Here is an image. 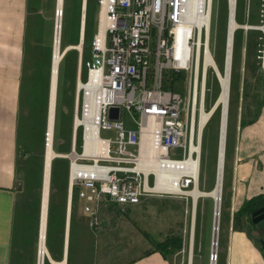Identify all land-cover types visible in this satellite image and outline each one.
Wrapping results in <instances>:
<instances>
[{
  "label": "rangeland",
  "instance_id": "1",
  "mask_svg": "<svg viewBox=\"0 0 264 264\" xmlns=\"http://www.w3.org/2000/svg\"><path fill=\"white\" fill-rule=\"evenodd\" d=\"M83 0H65L62 48L80 42ZM57 0H31L30 17L36 18L37 37L26 65L28 92L20 130L18 160L19 199L16 213L14 250L18 264H38L41 211L44 187V164L49 122V87L55 45ZM229 0H214L211 50L219 68L224 69ZM239 24L259 25L264 20V0H237ZM83 56H91L92 40L98 26V3L88 0ZM32 29V28H31ZM32 32V30H31ZM70 43H67V42ZM264 51V33L257 28L239 27L235 32L231 72L222 214L217 252L213 250L214 210L211 197L199 200L193 217L192 197L178 194L149 195L132 205H118L106 199L97 216L84 212V202L72 192V212L68 227V264H124L149 254H161L177 264H225L227 229L254 228L249 209L231 196L228 182L234 154L233 133L240 118H254L264 103V68L259 57ZM80 51L72 47L63 58L58 80L57 114L52 162L46 244L51 258L64 259L67 236V207L70 195V160L66 156L73 146V127ZM86 79V67L82 71ZM174 87L187 93L184 75H175ZM206 107L209 109L220 92V82L213 68L208 69ZM40 91H37V88ZM78 93V91H77ZM78 96V94H77ZM77 105V104H76ZM80 108V107H79ZM127 119V115L125 117ZM222 107H218L201 137V188L209 190L216 181ZM103 137L112 130L103 128ZM81 128L76 132L77 150L81 149ZM193 185L188 189H192ZM263 195V194H262ZM244 207V208H243ZM195 221V222H194ZM194 238V239H193ZM193 243V244H192ZM191 248V249H190ZM46 257L45 264H54ZM52 261V262H51ZM62 262V261H61Z\"/></svg>",
  "mask_w": 264,
  "mask_h": 264
},
{
  "label": "built area",
  "instance_id": "2",
  "mask_svg": "<svg viewBox=\"0 0 264 264\" xmlns=\"http://www.w3.org/2000/svg\"><path fill=\"white\" fill-rule=\"evenodd\" d=\"M97 3L91 56L79 64L82 71L86 67V79L80 78L84 85L77 93L74 120L87 117L96 129L92 140L103 141L106 151L100 155L86 152L87 124L75 128L76 132L81 128L82 145L77 150L74 137L66 155L70 190L76 188L84 211L94 216L106 199L132 205L149 195L189 196L183 191L195 183L191 172L184 171L175 181L182 188L175 193L156 189L157 173L149 168L153 164L176 169L199 155L200 114L212 107L207 109L206 101L208 69L213 66L206 67L205 60L206 53H212L214 0H204L202 7V14L210 16V28L189 20V0ZM243 26L264 33V20ZM260 51L264 68V51ZM175 75L185 76L186 94L174 87ZM90 96L96 101L92 112L87 108ZM112 108L118 109L117 118L111 116ZM103 128L112 130L114 136L103 137ZM94 146L90 145L91 150ZM217 258L214 255L212 261Z\"/></svg>",
  "mask_w": 264,
  "mask_h": 264
},
{
  "label": "crops",
  "instance_id": "3",
  "mask_svg": "<svg viewBox=\"0 0 264 264\" xmlns=\"http://www.w3.org/2000/svg\"><path fill=\"white\" fill-rule=\"evenodd\" d=\"M87 6L88 0L85 14ZM30 8L31 0H0V264H18L19 262V259H15L17 256H14L13 252L15 249L18 250L15 237L19 199L20 130L25 94L28 92L26 65L34 49V38L38 36L36 18L30 17ZM84 22L86 23V16ZM68 46L72 48L73 45ZM82 52L83 50L80 51L79 64L83 56ZM79 64L77 80L83 75ZM37 91H40L39 87ZM76 104L75 100V107ZM48 109L50 112V87ZM242 119L240 118V122L237 123L232 137L234 154L228 182L231 196L243 206L251 198L264 195V103L254 118L246 122L245 120L242 122ZM77 197L81 199L78 194ZM69 209L72 212V196L68 199L67 235ZM227 230L225 264H264V232L261 229L254 226L249 230L246 228ZM66 237L62 262H54L49 255L54 264H63V261L68 264V236ZM192 259L191 255L189 264H192ZM124 264L177 263L165 259L161 254L153 253Z\"/></svg>",
  "mask_w": 264,
  "mask_h": 264
},
{
  "label": "bare ground",
  "instance_id": "4",
  "mask_svg": "<svg viewBox=\"0 0 264 264\" xmlns=\"http://www.w3.org/2000/svg\"><path fill=\"white\" fill-rule=\"evenodd\" d=\"M204 0H189L188 13L189 20L193 23L201 25L205 23L209 26L210 16L202 14ZM85 0H83L82 5V24H81V40L80 43L72 46L76 47L80 51L83 50L84 34H85ZM57 29H56V40L54 45V54H53V65H52V75H51V87H50V112H49V123L47 131V146H46V155H45V164H44V187H43V198H42V211H41V230H40V241H39V261L38 264H45L46 257H49V250L46 244V233L48 225V208H49V196H50V184H51V174H52V162L53 159L57 156H63L62 154L54 150V131H55V118H56V107H57V95H58V80H59V71L60 65L65 57L66 53L70 49V46H67L65 49L62 48V29H63V16H64V0H57ZM230 16L229 24L227 30V42H226V55H225V64L224 69L219 68L217 62L214 59L212 53H206L205 66L207 67L211 64L215 70L216 76L220 82V92L219 95L209 110H202L200 114V131L203 132V129L206 124H208L210 117L218 109L222 107V119H221V128H220V141H219V154H218V163H217V174L216 181L209 190L201 188L200 185V173H201V142L197 145V151L199 155L193 160H187L181 166L176 169L172 168H162L158 165H150L149 170H154L157 173V185L156 189L165 190L169 192L178 193L180 188L175 181L181 176L184 171L191 172L195 177V183L192 189L184 190L185 194H188L192 197L193 202V217L195 215L196 209L198 207L199 200L204 197H211L214 200L215 210H214V252H217L219 244V229L221 222L222 214V191L224 185V168H225V156H226V137H227V126H228V108H229V99H230V86H231V72H232V63H233V47H234V37L235 32L239 27L243 25L239 24L236 20V9H237V0H229ZM84 85V81L79 78L78 80V90ZM77 90V91H78ZM78 96H77V107H78ZM96 101L93 96H90L87 99V108L92 112L95 108ZM85 122L87 124V133L88 140L85 145V151L93 153L95 155H100L105 153L106 146L103 141L92 140V136L96 134L95 126H93L87 117L82 119L80 116H77L74 120L73 127V138L76 137V127L79 124ZM202 136V133H201ZM91 138V139H90ZM201 140V139H200ZM202 141V140H201ZM93 150H91L90 145H94ZM174 179V182H170V179ZM70 196V195H69ZM71 199V196H70ZM71 207V205H70ZM70 210V209H69ZM70 212L68 215V224L70 218ZM195 222V221H194ZM68 236V235H67ZM67 239V237H66ZM194 239V238H193ZM217 241V242H216ZM193 244V243H192ZM191 249V248H190ZM192 255V252H191ZM67 257V256H66ZM218 259V258H217ZM65 264V261H63ZM211 264H217V261H213Z\"/></svg>",
  "mask_w": 264,
  "mask_h": 264
},
{
  "label": "water",
  "instance_id": "5",
  "mask_svg": "<svg viewBox=\"0 0 264 264\" xmlns=\"http://www.w3.org/2000/svg\"><path fill=\"white\" fill-rule=\"evenodd\" d=\"M87 0H85V5H86ZM56 22H57V18H56ZM56 28H57V23H56ZM71 48V47H69ZM111 116L117 118L118 117V109L117 108H112L111 109ZM70 196H72V190H70ZM251 216L254 217V221H260L258 223V226H263L264 227V206L255 210L254 212L251 213ZM214 238V236H213ZM217 242V241H216ZM213 244H214V240H213ZM213 250L215 251L214 247Z\"/></svg>",
  "mask_w": 264,
  "mask_h": 264
},
{
  "label": "trees",
  "instance_id": "6",
  "mask_svg": "<svg viewBox=\"0 0 264 264\" xmlns=\"http://www.w3.org/2000/svg\"><path fill=\"white\" fill-rule=\"evenodd\" d=\"M86 30H87V27L85 28V34H86ZM242 122H244V119H242ZM261 205H264V195H259V196H256V197L251 198L249 201L246 202L245 207H246V210L249 209L250 211H252L256 207L261 206ZM150 252L151 251H147L146 254H149Z\"/></svg>",
  "mask_w": 264,
  "mask_h": 264
},
{
  "label": "flooded vegetation",
  "instance_id": "7",
  "mask_svg": "<svg viewBox=\"0 0 264 264\" xmlns=\"http://www.w3.org/2000/svg\"><path fill=\"white\" fill-rule=\"evenodd\" d=\"M263 206H264V205L258 206V207H256L255 209H253L252 211H250V212H249V216L251 217L252 223L255 225V227L261 229V230L264 232V227H263V226H258V223H259L260 221L255 222V221H254V217L251 216V213H252V212H254L255 210H257V209H259V208H261V207H263Z\"/></svg>",
  "mask_w": 264,
  "mask_h": 264
}]
</instances>
